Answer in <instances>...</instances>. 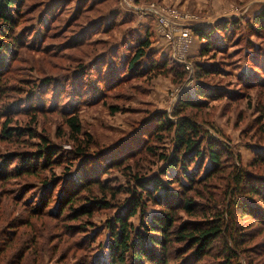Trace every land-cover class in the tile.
I'll use <instances>...</instances> for the list:
<instances>
[{
	"label": "rangeland",
	"instance_id": "1",
	"mask_svg": "<svg viewBox=\"0 0 264 264\" xmlns=\"http://www.w3.org/2000/svg\"><path fill=\"white\" fill-rule=\"evenodd\" d=\"M16 8L11 39L3 38L11 52L0 57V133L6 127L14 134L10 140L0 137V264H107L106 225L131 190L140 193L136 179L160 175L161 155L171 154L172 134L155 128L157 119L167 113L174 123L178 100L193 97L197 86L206 87L210 97L198 109L177 111L228 151L218 180L186 197L224 211L234 167L264 183V28L255 24L260 18L264 27V0H25ZM155 9L173 21L171 29L155 23ZM165 30L172 32L170 42L182 65L171 58ZM145 39L150 46L135 66L142 74L126 73ZM72 115L78 116L79 137L86 141L80 156L73 155L64 123ZM43 147L59 151L63 163L38 169L37 176H17L25 160L36 164L32 159ZM104 151L121 155L123 165L99 175L91 166ZM195 167L194 162L188 170ZM87 170L91 179L120 192L111 198L96 186L76 190L74 205L65 203L59 213L62 190L66 194ZM160 179L169 190H179L167 175ZM145 198L133 225L160 211ZM231 198L238 199L230 197V209ZM89 202L108 207L73 220ZM257 205L255 220L234 211L231 222L236 237L246 236L237 248L245 264H264L263 205ZM176 218L175 225L194 221L183 212ZM185 245H170L166 263L218 264L221 241L196 263L187 262Z\"/></svg>",
	"mask_w": 264,
	"mask_h": 264
},
{
	"label": "trees",
	"instance_id": "2",
	"mask_svg": "<svg viewBox=\"0 0 264 264\" xmlns=\"http://www.w3.org/2000/svg\"><path fill=\"white\" fill-rule=\"evenodd\" d=\"M23 1L25 0H0V57L7 58L11 52L10 44L4 43L6 41L3 38L11 39L10 34L14 28L13 19L16 12H18L16 7ZM260 21H262L260 18L255 19V24L264 28ZM216 27L218 29L225 28L224 25ZM210 35L211 31L204 36L205 38H210ZM201 36L203 35L201 34ZM16 44L13 43V46L15 47ZM149 46V39L143 40L138 45V49L127 66L128 71L126 73L142 74L135 69V66L145 56L144 48ZM205 88L197 86L193 97L187 95L178 100V105L175 111L172 112V116L176 118L174 123L170 121L167 113L160 114V119H157L155 128L157 127L159 131H166L172 134L173 147L171 154L161 155L164 168L160 171V175L152 176L145 180L136 179L135 182L140 193L136 196V191L131 190L129 199L106 225L109 233L107 264H167L166 256L168 250L170 245L175 242L186 244L185 246L190 250L188 260L186 259L187 262L193 261V263H196L202 261L205 256L210 255L209 250L217 241H221V248L217 252L219 255L216 256L219 261H217L218 264H245L244 260L240 258L237 248L241 246V242L246 236L243 233H239L238 237H236L234 235L235 222L233 224L231 222L234 219V211L242 217H249L253 220L258 218L256 213L260 210V207L257 203L263 205V208H261L263 213L261 223L264 221V183H258L245 169L234 167L228 173L230 187L228 189L226 186L228 196L226 205L224 204V211L217 209L215 205L210 209L207 206L195 204L194 199L186 197L188 192L197 193L199 192L198 188H207L205 186L211 183L212 180H218L216 176L223 169L221 160L223 151H228L227 147L223 150L224 147L215 138L211 137V134L204 131L191 117L180 116L177 111L179 109L184 111L200 108L199 106L204 103V100L210 97ZM64 121L69 131V139L74 144L73 155L80 156L85 154L86 141L79 137L81 135V126L78 116H67ZM5 128H2L0 137L10 140L14 134L9 130L6 131ZM14 133L16 136L19 135L17 134L18 131H14ZM96 155V158H94L95 165L91 166V168L96 169L97 172L99 171V175H104L109 169L123 165H120L123 160L121 155L116 154L118 156L115 157L110 152H106L105 155V151ZM93 157L95 156L88 157V159ZM88 159L86 162H88ZM32 160H35L36 164L30 160H25L23 166L16 170L17 176L28 174L37 176L35 171H38V169L46 170L49 166L52 167L63 163V158L59 151L51 147L40 149L36 159ZM205 160H207L206 168H204ZM86 162L85 166L89 165ZM194 162L196 167L193 172H190L188 168ZM27 165H29L28 168H25ZM89 172L87 170L85 174H82L83 176L80 175L81 178L78 181L74 183L72 181L73 186L69 187L66 194L62 190L58 199V205L61 207L59 213L62 212L65 203L70 204V206L74 205L73 202L76 199L73 198V193L76 190L83 192L89 190L91 186H96L103 196L110 195L111 198H114L116 193L120 192V189L114 190L107 183L102 184L99 179H91L92 175L90 177L88 175ZM164 175L171 178V182H176L179 190H169L168 185H164L160 179ZM50 184L53 186L54 183L50 182ZM81 188L82 190H79ZM236 192L239 194H236ZM143 194L146 195V202L159 207L160 211L152 213L147 220L144 219L143 215V217L138 219L137 225H133L131 220L137 216L140 210H144L143 206L145 205L141 201ZM223 194L225 196L226 193ZM65 195L66 199L63 203L62 197ZM201 195V193H198L196 196L201 197ZM232 195L238 199L232 201L231 198L233 203L230 209L228 201ZM251 197L252 199H250ZM101 203L89 202L81 206L78 211L73 213V220H78L80 218L79 215L90 217L96 208L100 207ZM46 206L48 204H45L44 208ZM103 206L100 208L105 209L108 204ZM178 212H183L186 216L193 218L194 221L175 225Z\"/></svg>",
	"mask_w": 264,
	"mask_h": 264
},
{
	"label": "built area",
	"instance_id": "3",
	"mask_svg": "<svg viewBox=\"0 0 264 264\" xmlns=\"http://www.w3.org/2000/svg\"><path fill=\"white\" fill-rule=\"evenodd\" d=\"M154 15L155 18V23L157 22L158 24H161L162 26H164L165 28H169L171 29V26L173 24V21L168 18L166 15H164L162 12H160L159 10H152L151 11ZM162 36L164 37L165 40H167V42L170 45V49L172 50L171 52V58L173 59V61L177 62L178 64L182 65L183 62L181 61V59L179 58V56L177 55V50H176V46L173 45V41L172 43L170 42V39H172V32L171 31H167L166 30L162 33ZM183 38H187L186 34L182 35ZM188 70L190 69V67H186Z\"/></svg>",
	"mask_w": 264,
	"mask_h": 264
}]
</instances>
